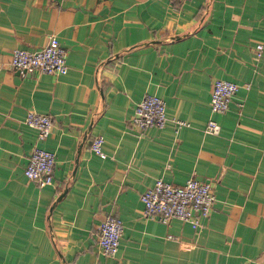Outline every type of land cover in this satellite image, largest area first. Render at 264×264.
<instances>
[{
    "label": "crops",
    "instance_id": "1",
    "mask_svg": "<svg viewBox=\"0 0 264 264\" xmlns=\"http://www.w3.org/2000/svg\"><path fill=\"white\" fill-rule=\"evenodd\" d=\"M51 35L67 49L65 74L11 68L15 48ZM218 78L240 85L225 112L210 107ZM154 93L169 120L139 130L136 102ZM31 109L52 117L48 138L24 123ZM210 118L219 134L205 131ZM98 134L105 158L90 147ZM36 144L56 155L51 185L25 175ZM190 177L216 195L199 228L144 216L157 178ZM109 214L124 223L114 255L98 246ZM263 259L264 0H0V264Z\"/></svg>",
    "mask_w": 264,
    "mask_h": 264
},
{
    "label": "built area",
    "instance_id": "2",
    "mask_svg": "<svg viewBox=\"0 0 264 264\" xmlns=\"http://www.w3.org/2000/svg\"><path fill=\"white\" fill-rule=\"evenodd\" d=\"M258 54L263 48L262 44L256 46ZM67 49L62 45L56 35L49 36L47 42L35 49L28 50L15 48L9 62L11 68L21 74L48 73L54 76L65 74L68 70ZM247 88L250 84H246ZM240 85L229 79L218 78L214 80L211 88L210 107L212 112H225L230 106L232 98ZM169 117L166 112L164 98L159 94H147L136 102L131 121L139 130L149 127L163 128ZM176 129L190 125L183 119H174ZM24 123L37 131V139L44 140L52 132L53 120L49 114L28 110L24 117ZM205 131L211 134H219L220 124L210 118ZM104 137L100 134L92 138L90 147L96 154L105 158L103 150ZM54 152L35 145L25 175L28 179L38 182L40 185L54 183V169L56 165ZM144 203V216L150 219H158L168 224L174 217L189 222L193 228L201 226V219L210 215L216 202L213 184L210 180H199L195 177L188 178L185 182L175 184L163 178H157L155 184L147 188L141 194ZM124 231L123 219L120 216L109 214L102 221L98 246L106 255H114L119 250L120 240ZM174 238L173 234L168 235ZM264 264V259L258 262Z\"/></svg>",
    "mask_w": 264,
    "mask_h": 264
}]
</instances>
